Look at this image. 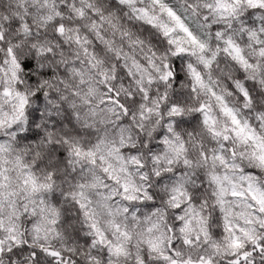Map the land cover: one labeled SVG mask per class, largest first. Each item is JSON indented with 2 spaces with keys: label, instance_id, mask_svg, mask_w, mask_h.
<instances>
[{
  "label": "snow or ice",
  "instance_id": "1",
  "mask_svg": "<svg viewBox=\"0 0 264 264\" xmlns=\"http://www.w3.org/2000/svg\"><path fill=\"white\" fill-rule=\"evenodd\" d=\"M0 264H264V0H0Z\"/></svg>",
  "mask_w": 264,
  "mask_h": 264
}]
</instances>
